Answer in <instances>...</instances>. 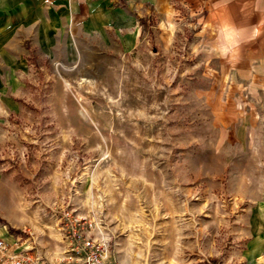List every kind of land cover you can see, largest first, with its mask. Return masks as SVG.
<instances>
[{"label":"rangeland","instance_id":"obj_1","mask_svg":"<svg viewBox=\"0 0 264 264\" xmlns=\"http://www.w3.org/2000/svg\"><path fill=\"white\" fill-rule=\"evenodd\" d=\"M142 17L135 41L30 52L0 117V236L53 264L83 262L79 224L104 264H264V89L207 70L188 4Z\"/></svg>","mask_w":264,"mask_h":264},{"label":"crops","instance_id":"obj_2","mask_svg":"<svg viewBox=\"0 0 264 264\" xmlns=\"http://www.w3.org/2000/svg\"><path fill=\"white\" fill-rule=\"evenodd\" d=\"M176 1L196 14L200 29L192 47L205 57L209 72L240 80L248 89H264V0ZM170 2L0 0V117L18 107L13 94L31 51L51 52L56 44L68 50L71 40L90 33L103 37L110 28L114 40L135 41L139 19L165 13Z\"/></svg>","mask_w":264,"mask_h":264},{"label":"built area","instance_id":"obj_3","mask_svg":"<svg viewBox=\"0 0 264 264\" xmlns=\"http://www.w3.org/2000/svg\"><path fill=\"white\" fill-rule=\"evenodd\" d=\"M66 218L70 219V216ZM81 227L79 224V227L73 228L76 252L84 257L81 264H104L101 253L103 248L100 247V243L93 237L79 234V230L84 229ZM18 242H11L0 236V264H53L42 256L34 244L20 249Z\"/></svg>","mask_w":264,"mask_h":264}]
</instances>
